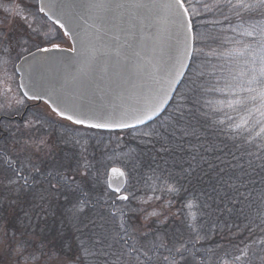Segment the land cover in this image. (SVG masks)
I'll return each instance as SVG.
<instances>
[{
    "label": "trees",
    "instance_id": "obj_1",
    "mask_svg": "<svg viewBox=\"0 0 264 264\" xmlns=\"http://www.w3.org/2000/svg\"><path fill=\"white\" fill-rule=\"evenodd\" d=\"M241 9L238 8L239 15L233 18V23L254 22L261 15L259 11H240ZM190 21L194 42L189 70L170 107L155 121L143 127L149 128L147 133L164 131L161 126L168 124L182 110L185 122L190 125L189 130L196 131L201 143L207 141L238 156L243 152L245 155L241 157L242 161L253 160L256 172L252 175L255 184L251 187L254 190L249 200L245 201L242 215L218 212L216 193L212 191V181L209 180L211 173L207 171V164L199 163V156L197 161H192L188 156L189 150L179 152L168 145H164L168 147V151H161L164 142L154 135H137L127 139L126 133L135 135V129L96 128L103 132L120 133L124 146L128 148L125 168L131 177L130 200L139 204L146 198L155 201L154 207H142V212H127L122 221L126 226L124 232H129L128 237L133 236L135 239L137 233L141 237L148 236L145 239L149 238L154 243L150 247H143L142 239L140 240L142 246L138 248H150V256L147 258L145 253L134 248L128 242L130 238L124 242L129 247L128 252H134L140 257V264H173V261L175 264H211L208 263L209 260L212 264H221L224 258L232 260L231 264H264V203L261 200L264 184L259 179L261 172L257 167L261 161L256 159L264 156V142L256 138L250 139L252 137L244 129L234 130L230 124L221 123L218 111L213 108L215 90L210 86L207 73L200 74L204 60L197 48V32L202 31L191 18ZM184 140L197 143L196 136L184 137ZM224 145L227 147L224 148ZM248 153L252 155L249 156ZM201 154L211 157L220 155L221 152L217 150L207 153L201 149ZM192 168L195 170L192 171ZM16 171L15 164L6 162L0 165V226L3 224L0 229L6 232L11 230V242L19 240L17 245L23 249L17 250L15 254L8 251L7 258L0 255V264H8L10 261L15 264L17 256L23 260L36 261L37 264H134L126 258L117 262L118 258L115 259L112 255L88 254L96 251L92 246L94 233L97 231L94 225L103 223L108 231H117L109 204L99 198L84 200L88 192L97 186L96 182L86 176L82 177L80 185L55 181L60 186L58 190L43 186L42 182L47 183L50 176L34 174L27 184L14 190L9 183L7 186V179L10 181L25 176ZM41 196L44 197L43 200ZM209 197L213 199L210 200ZM78 199L80 203L83 202L82 208ZM189 202L194 204L191 209L188 208ZM205 204H210L211 207L204 208ZM219 207L223 205L220 204ZM235 207L239 209L241 205L238 203ZM152 209L157 210L155 215L149 211ZM190 211L195 213V218ZM145 212L147 216L144 215ZM133 228H137L138 232ZM6 236L7 234L4 237ZM117 243L110 249L112 253L116 247L113 255L120 252ZM176 248L182 249L177 251ZM247 248L252 251L248 258L243 261L235 260ZM106 251L109 252V249ZM21 259L19 261H23Z\"/></svg>",
    "mask_w": 264,
    "mask_h": 264
},
{
    "label": "rangeland",
    "instance_id": "obj_2",
    "mask_svg": "<svg viewBox=\"0 0 264 264\" xmlns=\"http://www.w3.org/2000/svg\"><path fill=\"white\" fill-rule=\"evenodd\" d=\"M258 2L259 0H244V3L253 4L254 7L249 10L259 11L261 14L257 21L247 23H233V18L239 15L238 8H242L240 11L246 10L241 7L240 0H184L183 4L189 18L202 31L197 32V48L204 60L200 74L207 73L210 86L215 90L213 108L218 111L221 123L230 124L234 130L244 129L249 132L252 137L250 139L256 138L264 142V116L260 114L264 112V106L258 98L260 88L253 84L251 87L256 91H241V86L245 89L249 87L247 80L250 77L240 76L241 72L251 68L252 56L259 55L260 45L264 42V37L260 34L261 28H264V7L256 6ZM250 25L255 27V31L252 35H245L246 29L251 31ZM54 43L60 47H70L68 37L40 12L38 0H0V165L6 162L15 164L17 171L25 174L10 181L7 179L6 184L8 186L9 183L15 190L20 185L27 184L34 174L47 175L50 180L47 183L42 182L43 186L59 190L60 186L56 183L80 185L83 176L89 177L97 186L91 189L92 193L91 190L88 192L84 200L99 198L109 204L117 230L113 231V234L119 233L116 239L120 252H115L116 256L113 255L115 247L112 253L109 249V255L118 258L117 262L126 258L134 264H140V257L134 252H128L129 247L124 240L130 238L128 242L134 248L141 247V242L143 247H150L154 243H151L149 238L145 239L148 236L141 237L137 233L135 239L133 236L128 237L129 232H124L126 226L122 221L127 212H142V207H154L155 201L146 198L139 204L130 200L131 177L125 168L128 162V148L124 146L121 134L103 132L95 127H86L60 118L44 102L29 107L27 112L23 113L24 107L31 101L26 99L19 89L15 65L25 54L37 48L51 47ZM241 50H244V55L239 54ZM175 95L171 102L176 98ZM250 96H256L257 99H247ZM238 99L244 100V103H233L229 107L230 101ZM155 119L142 126L130 128L135 129V135L126 133V138L144 136L149 128L143 126ZM110 167H120L125 172V185L119 192L108 188L107 173ZM61 176L64 179H60ZM55 181L57 182L54 183ZM51 185L57 187L53 188ZM120 196H127L128 199L124 200ZM80 204L82 208L83 202ZM149 211L157 212L154 209ZM145 214L147 216V212ZM0 228H3V224ZM133 229L138 232L137 228ZM1 230L0 255L7 258L8 251L13 254L17 250L22 251L23 248L17 245L19 240L11 242L12 231ZM122 231L124 233L121 234ZM181 249L179 248V251ZM139 250L145 253L147 258L150 256V248ZM251 253V248H247L235 260L243 261ZM131 255L132 257H129ZM17 257L19 261L21 258ZM5 260L8 263L7 259ZM17 261L15 264H37L33 260ZM209 262L212 264L211 260ZM232 262L224 258L221 264ZM8 264H12V261Z\"/></svg>",
    "mask_w": 264,
    "mask_h": 264
},
{
    "label": "water",
    "instance_id": "obj_3",
    "mask_svg": "<svg viewBox=\"0 0 264 264\" xmlns=\"http://www.w3.org/2000/svg\"><path fill=\"white\" fill-rule=\"evenodd\" d=\"M171 2L38 0L40 12L61 27L70 47L37 48L22 56L15 65L21 93L36 104L46 103L58 116L84 120L81 125L89 127L121 122L132 126L101 128L125 130L154 120L170 104L193 52L186 8L183 4L169 9ZM177 10L183 28L178 26ZM136 109L147 110L151 119L138 124L131 118ZM114 168L124 175L113 173ZM107 184L110 190L121 191L123 169L110 167Z\"/></svg>",
    "mask_w": 264,
    "mask_h": 264
},
{
    "label": "snow or ice",
    "instance_id": "obj_4",
    "mask_svg": "<svg viewBox=\"0 0 264 264\" xmlns=\"http://www.w3.org/2000/svg\"><path fill=\"white\" fill-rule=\"evenodd\" d=\"M174 5L183 7L182 0H172V2L167 5V7L169 9H172ZM240 5L241 7L246 9L253 8L252 4L244 3V0H240ZM256 6L264 7V0H259ZM41 11H43V9H41ZM186 12L187 10L185 9V13ZM175 15L177 17L178 26L180 28H183L184 21L182 14L177 10ZM249 27L251 28V31L246 29L244 32L245 35H252L255 31V27L251 25ZM260 34L262 37H264V28H261ZM52 47L57 48L59 47V45L54 43ZM239 54L244 55V50H241ZM249 55L252 54L249 53ZM250 64V69H246L245 71L240 73L241 77H244L246 75L250 77L247 80V84L249 85V87L245 89L241 86V91L254 92L256 91V89L252 88L251 85H258L260 88L258 98L261 101L262 106H264V42H262L260 45L259 55H253ZM233 79H235V77ZM247 99L256 100L257 97L250 96ZM233 103L242 104L244 103V100L238 99L234 102L230 101L229 107H231ZM149 110H152L153 114H155V109ZM260 114L264 116V112H261ZM141 117H143V119H141ZM131 118L135 119L138 124L144 123L145 119H151V117L147 115V110L142 111L140 109H136ZM67 119L73 120V117L68 116ZM75 123L83 124L85 123V121L76 119ZM91 127L127 128L132 126L127 123L121 122L113 124L97 123L91 125ZM161 127L164 129V131L157 130L154 133H146L145 135H154L158 140L163 141L164 143L162 144L161 151H168V147L164 146L168 145L175 147L179 152H185L186 149L189 150L188 156L192 161H197V157L199 156V163L207 164V171L211 173V175L209 176V180L212 181V191L216 193L215 199L218 205L216 211L226 212L228 214H233L235 212L237 215H242L245 201L249 200V197H251L254 190L251 187L255 184V180L252 178V175L256 172V168L253 167V160L248 159L246 161H242L241 157L245 155L243 152L238 156L232 152L223 151V148H220V146L208 143L207 141L201 143L196 131L194 129L189 130L190 125L185 122V113L182 110H179L178 115L171 118L168 124L162 125ZM237 127H239V125H237ZM192 136L197 137V143H191V141L186 142L184 140V137ZM149 143H151V141H149ZM223 147L226 148L227 146L224 145ZM201 149L203 150V152L207 153H214L219 150L221 154L209 157L202 155ZM248 155L251 156L252 153H248ZM256 159H259L261 161V163L257 165V167L261 172L259 179L261 183L264 184V156L257 157ZM232 161H235V163H232ZM191 170L194 171L195 169L192 168ZM112 171L113 173H117L119 176L124 175V173L119 169L114 168L112 169ZM60 179H64V177L61 176ZM51 187L56 188L57 185H51ZM241 189H244L245 191H241ZM245 193H247V195ZM41 199L43 200L44 197L41 196ZM122 199L127 200L128 197L124 196L122 197ZM209 199L211 200L213 199V197H209ZM261 200L262 203H264V193H262L261 195ZM238 203L241 205L239 209L235 207ZM250 203L251 202L249 201V204ZM220 204H222L223 207H219ZM229 204H231L232 206L230 207ZM193 207L194 204L192 202H189L188 208L191 209ZM203 207L210 208L211 205L205 204ZM152 215H155V213H153ZM192 215L193 218H195V213H192ZM94 227L97 228V231L94 233L92 246L96 251L88 252V250L85 249V252H88L89 255L108 256L109 252L106 250L111 249L113 243L118 242L116 237L119 236V233L117 232L113 234L112 232L108 231L103 223L94 225ZM121 227H123V225H121ZM177 251H179V249H177ZM173 264H175L174 261Z\"/></svg>",
    "mask_w": 264,
    "mask_h": 264
},
{
    "label": "flooded vegetation",
    "instance_id": "obj_5",
    "mask_svg": "<svg viewBox=\"0 0 264 264\" xmlns=\"http://www.w3.org/2000/svg\"><path fill=\"white\" fill-rule=\"evenodd\" d=\"M31 102H32V101H31ZM34 105H37V104H31V103H29L28 105H26V106L24 107V109H23V113L27 112L28 108H29V107H32V106H34Z\"/></svg>",
    "mask_w": 264,
    "mask_h": 264
}]
</instances>
